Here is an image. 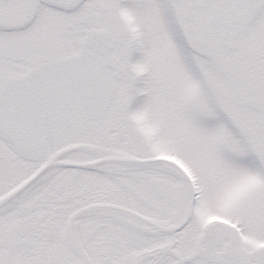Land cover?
<instances>
[{"label":"snow or ice","instance_id":"1","mask_svg":"<svg viewBox=\"0 0 264 264\" xmlns=\"http://www.w3.org/2000/svg\"><path fill=\"white\" fill-rule=\"evenodd\" d=\"M0 264H264V0H0Z\"/></svg>","mask_w":264,"mask_h":264}]
</instances>
